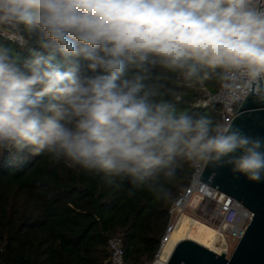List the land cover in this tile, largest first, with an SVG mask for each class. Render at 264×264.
<instances>
[{
    "label": "clouds",
    "instance_id": "1",
    "mask_svg": "<svg viewBox=\"0 0 264 264\" xmlns=\"http://www.w3.org/2000/svg\"><path fill=\"white\" fill-rule=\"evenodd\" d=\"M0 35V149L157 199L185 165L264 178V138L166 98L214 80L264 102V0H0Z\"/></svg>",
    "mask_w": 264,
    "mask_h": 264
},
{
    "label": "trees",
    "instance_id": "2",
    "mask_svg": "<svg viewBox=\"0 0 264 264\" xmlns=\"http://www.w3.org/2000/svg\"><path fill=\"white\" fill-rule=\"evenodd\" d=\"M31 37L22 55L36 48ZM0 43L15 44L0 38ZM212 91L220 84L203 83ZM201 84L170 82L167 99L194 116L221 122V107H196ZM193 168L185 165L169 185V197L157 199L147 190L128 194L120 187L46 154L16 147L0 149V264H106L108 242L122 241L128 264H150L168 223V211L188 186Z\"/></svg>",
    "mask_w": 264,
    "mask_h": 264
},
{
    "label": "built area",
    "instance_id": "3",
    "mask_svg": "<svg viewBox=\"0 0 264 264\" xmlns=\"http://www.w3.org/2000/svg\"><path fill=\"white\" fill-rule=\"evenodd\" d=\"M0 38L5 39L3 35H0ZM5 40L13 43L10 39ZM200 93L196 107L207 108L211 104L219 105L221 123L232 122L240 103L245 99L234 101L221 85L218 90L212 91L206 85L201 84ZM192 168L188 186L169 208L165 232L161 237L155 258L150 264H167L177 243L182 240L198 242L199 237L205 236L209 229L214 230L210 249L218 254H222L224 250L226 256L229 257L253 218L252 211L242 203L196 178L204 167ZM184 224L186 228L182 232ZM178 233L181 234L176 237ZM176 238L178 240H175ZM108 249L110 258L106 264H128L120 238H111L108 242Z\"/></svg>",
    "mask_w": 264,
    "mask_h": 264
},
{
    "label": "water",
    "instance_id": "4",
    "mask_svg": "<svg viewBox=\"0 0 264 264\" xmlns=\"http://www.w3.org/2000/svg\"><path fill=\"white\" fill-rule=\"evenodd\" d=\"M231 124L248 136L264 138V102L249 94ZM196 178L242 203L253 218L229 257L224 250L218 254L198 242L182 240L167 264H264V178L251 181L223 162L205 166Z\"/></svg>",
    "mask_w": 264,
    "mask_h": 264
},
{
    "label": "bare ground",
    "instance_id": "5",
    "mask_svg": "<svg viewBox=\"0 0 264 264\" xmlns=\"http://www.w3.org/2000/svg\"><path fill=\"white\" fill-rule=\"evenodd\" d=\"M185 228H186V225L184 224V226H183V229L185 230ZM213 235H214V230H211V229H209L208 230V232H207V234L205 235V236H203L202 238H201V236L199 237L200 238V240L199 241H201V240H203V239H206V237H208L210 240H212L211 238H210V236L211 237H213ZM179 236V234H177V236L176 237H178ZM175 240H178V238H176ZM208 242H210V241H208ZM211 242H213V241H211ZM174 244L176 243V241L175 242H173ZM202 244V243H201ZM173 245V244H172ZM203 245V244H202ZM205 246V245H204ZM174 247V246H173ZM173 247L170 249V251L173 249Z\"/></svg>",
    "mask_w": 264,
    "mask_h": 264
},
{
    "label": "rangeland",
    "instance_id": "6",
    "mask_svg": "<svg viewBox=\"0 0 264 264\" xmlns=\"http://www.w3.org/2000/svg\"><path fill=\"white\" fill-rule=\"evenodd\" d=\"M181 231L183 232L184 229H182ZM178 234H179V236H180L181 233H178ZM210 238L212 239L213 237L210 236ZM208 241H210V242H208ZM211 241H213V239L210 240L208 237H206V239H203V240L198 241V242L202 243L203 245H205V246L208 247V248H211V246H212V242H211ZM218 247H219V246H218ZM230 255H231V254H230Z\"/></svg>",
    "mask_w": 264,
    "mask_h": 264
}]
</instances>
